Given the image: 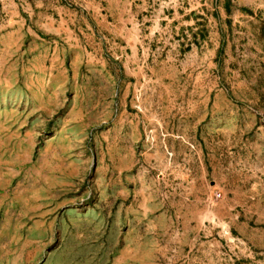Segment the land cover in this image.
I'll return each instance as SVG.
<instances>
[{
  "label": "rangeland",
  "instance_id": "374dc122",
  "mask_svg": "<svg viewBox=\"0 0 264 264\" xmlns=\"http://www.w3.org/2000/svg\"><path fill=\"white\" fill-rule=\"evenodd\" d=\"M0 264H264V0H0Z\"/></svg>",
  "mask_w": 264,
  "mask_h": 264
},
{
  "label": "crops",
  "instance_id": "0c3cea01",
  "mask_svg": "<svg viewBox=\"0 0 264 264\" xmlns=\"http://www.w3.org/2000/svg\"><path fill=\"white\" fill-rule=\"evenodd\" d=\"M53 7H55L56 9H60L58 6H56V5H53ZM56 33H58L57 35H59V33H60V31H58L57 30V32ZM62 38V37H61ZM63 49H65L63 46H61ZM61 47H59L58 45H56V46H53V47H51L50 49L48 48V52H47V54H46V57H49V56H53V55H56V52H60V49H61ZM51 51L53 52L52 54H51ZM59 56V55H58ZM49 59V58H48ZM63 63V61L61 62V64ZM47 68V67H46ZM163 215V214H162Z\"/></svg>",
  "mask_w": 264,
  "mask_h": 264
}]
</instances>
